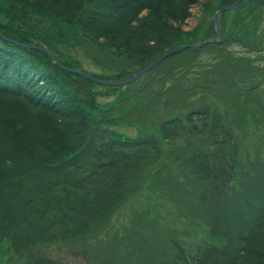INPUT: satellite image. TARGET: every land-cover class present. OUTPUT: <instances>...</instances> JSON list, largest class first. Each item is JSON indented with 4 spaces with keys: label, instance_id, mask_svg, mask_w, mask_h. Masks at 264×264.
I'll return each instance as SVG.
<instances>
[{
    "label": "trees",
    "instance_id": "obj_1",
    "mask_svg": "<svg viewBox=\"0 0 264 264\" xmlns=\"http://www.w3.org/2000/svg\"><path fill=\"white\" fill-rule=\"evenodd\" d=\"M213 1L205 0L207 10ZM217 1L222 6L241 0ZM196 2L0 0V246L8 242L21 252L85 236L126 199L134 175L161 160L166 142L186 140L185 159L178 154L173 163L186 165L201 187L209 233L221 245L206 243L189 253L173 242V257L157 264H264V145L250 155L232 124L239 117L226 105H203L175 113L152 134L114 131L120 118L107 116L94 90L98 85L30 47H46L63 65L82 69L71 48L83 41L127 66L118 76L93 75L121 79L193 42L194 31L182 27ZM208 36H216L213 26ZM232 42L239 39L208 47ZM263 83L236 92L229 90L233 82L222 92L247 99L250 92L259 95ZM250 102L264 109V99ZM248 104L228 106L245 110ZM24 264L58 263L41 258Z\"/></svg>",
    "mask_w": 264,
    "mask_h": 264
},
{
    "label": "rangeland",
    "instance_id": "obj_2",
    "mask_svg": "<svg viewBox=\"0 0 264 264\" xmlns=\"http://www.w3.org/2000/svg\"><path fill=\"white\" fill-rule=\"evenodd\" d=\"M204 3L199 2V8L190 12L199 23L193 32L196 37L189 43L211 39L208 35L220 3L213 1L208 10ZM263 3L264 0H253L241 10L227 11L220 16L223 37L239 39V42L220 48H202L194 57L186 54L167 58L129 87L114 90L96 86L94 90L100 93L98 99L103 109L108 110L107 116L120 118L112 129L140 137L159 131L160 123L175 113L184 114L203 105H226L231 116L239 117V122L232 124L245 149L253 156L257 147L264 145V109L250 106V101L264 99V83L259 95L250 92L247 99H237L222 90L233 82L236 84L229 90L236 92L264 82ZM82 42L78 48H71V53L85 71L118 76L120 68L127 67L118 66L99 47H87ZM249 58L252 59L248 62L240 60ZM96 59L103 62L98 63ZM238 67L248 70H238ZM244 103H249L243 106L247 107L245 110L228 106ZM185 141L166 142L161 160L135 174L127 186L126 199L85 236L37 245L21 252L14 251L5 242L0 246V264H24L41 258L58 264H157L173 257V242L181 244L189 253L206 243L221 245L209 233L204 208L198 199L201 187L186 165L173 163L172 156L180 154L185 159Z\"/></svg>",
    "mask_w": 264,
    "mask_h": 264
},
{
    "label": "water",
    "instance_id": "obj_3",
    "mask_svg": "<svg viewBox=\"0 0 264 264\" xmlns=\"http://www.w3.org/2000/svg\"><path fill=\"white\" fill-rule=\"evenodd\" d=\"M251 0H245L244 2L238 4V5H228V6H224L221 7L217 13L214 16V24L217 30V37L213 40H208V41H204L198 45H182V46H178L175 48H172L166 52H164L163 54L159 55L158 57H156L155 59H153L152 61H150L148 64H146L145 66H143L142 68H140L138 71H136L132 76L125 78V79H121V80H117V81H105V80H101L98 79L92 75H89L83 71L77 70V69H71V68H66L64 67L65 70L81 75L83 76L85 79L90 80L94 83H97L99 85H104V86H120V85H127L130 83H133L134 81H136L140 76H142L144 73H146L148 70H150L152 67H154L156 64H158L160 61H162L163 59H165L166 57H168L169 55H172L174 53H177L179 51H182L184 49L187 48H192V49H196V48H200L203 47L209 43H216L219 42L222 39L223 36V32H222V28L221 25L219 23V16L223 11L226 10H237V9H241L243 8L248 2H250ZM35 48H38L44 52H46L50 57H52L59 65H61L53 56L52 54L46 50L43 47L40 46H34Z\"/></svg>",
    "mask_w": 264,
    "mask_h": 264
}]
</instances>
